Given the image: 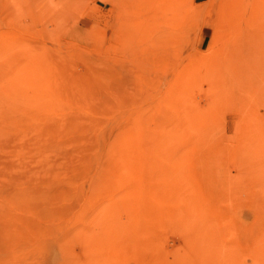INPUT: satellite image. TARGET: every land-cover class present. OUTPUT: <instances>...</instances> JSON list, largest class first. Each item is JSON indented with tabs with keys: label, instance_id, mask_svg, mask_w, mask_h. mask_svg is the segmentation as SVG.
Instances as JSON below:
<instances>
[{
	"label": "rangeland",
	"instance_id": "rangeland-1",
	"mask_svg": "<svg viewBox=\"0 0 264 264\" xmlns=\"http://www.w3.org/2000/svg\"><path fill=\"white\" fill-rule=\"evenodd\" d=\"M0 264H264V0H0Z\"/></svg>",
	"mask_w": 264,
	"mask_h": 264
}]
</instances>
